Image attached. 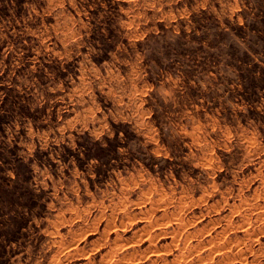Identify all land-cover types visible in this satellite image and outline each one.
Masks as SVG:
<instances>
[{
    "label": "rangeland",
    "instance_id": "374dc122",
    "mask_svg": "<svg viewBox=\"0 0 264 264\" xmlns=\"http://www.w3.org/2000/svg\"><path fill=\"white\" fill-rule=\"evenodd\" d=\"M0 264H264V0H0Z\"/></svg>",
    "mask_w": 264,
    "mask_h": 264
}]
</instances>
